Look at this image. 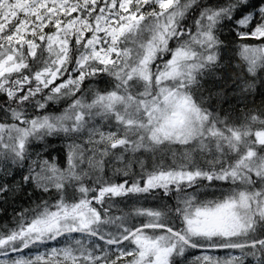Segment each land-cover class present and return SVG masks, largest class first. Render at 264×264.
Listing matches in <instances>:
<instances>
[{
    "label": "snow or ice",
    "instance_id": "6c2138e0",
    "mask_svg": "<svg viewBox=\"0 0 264 264\" xmlns=\"http://www.w3.org/2000/svg\"><path fill=\"white\" fill-rule=\"evenodd\" d=\"M9 203L0 264H264V0H0Z\"/></svg>",
    "mask_w": 264,
    "mask_h": 264
},
{
    "label": "trees",
    "instance_id": "16d2710c",
    "mask_svg": "<svg viewBox=\"0 0 264 264\" xmlns=\"http://www.w3.org/2000/svg\"><path fill=\"white\" fill-rule=\"evenodd\" d=\"M230 55H233L232 53H230ZM232 64L235 66L238 62H239V57L237 55L236 59L231 61ZM100 88H104L106 87L105 85H99ZM257 101H259L260 97L257 96L256 97ZM53 144L51 145V149L50 151L52 152V155L55 157H60L63 158V151L62 149L64 148V144L62 142L56 141L55 138ZM211 198V197H210ZM27 196L24 195L23 193H19L16 199V205L15 206H27V204L25 203L27 201ZM13 204L9 203L6 205H3L4 208L7 209L6 213H4L2 216H0V223H4L7 222L8 220L11 219L12 213H13ZM152 204H148L146 205V207H152Z\"/></svg>",
    "mask_w": 264,
    "mask_h": 264
}]
</instances>
